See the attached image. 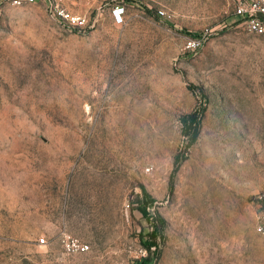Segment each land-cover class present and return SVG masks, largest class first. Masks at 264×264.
Instances as JSON below:
<instances>
[{
    "label": "rangeland",
    "instance_id": "374dc122",
    "mask_svg": "<svg viewBox=\"0 0 264 264\" xmlns=\"http://www.w3.org/2000/svg\"><path fill=\"white\" fill-rule=\"evenodd\" d=\"M250 1L0 0V264H264Z\"/></svg>",
    "mask_w": 264,
    "mask_h": 264
},
{
    "label": "built area",
    "instance_id": "2783aa9c",
    "mask_svg": "<svg viewBox=\"0 0 264 264\" xmlns=\"http://www.w3.org/2000/svg\"><path fill=\"white\" fill-rule=\"evenodd\" d=\"M120 8V6H117V11ZM264 11V7L260 5L256 1H250L248 3H241L238 4L235 7V13L237 15L241 16H248V24L251 29L264 32V21L260 19L256 13ZM61 16L65 17L66 19H69L72 22L75 21H82L79 16L72 15L70 13H67L63 10H60L58 12ZM119 15V12H118ZM189 44H193L191 41ZM257 228L258 230L264 234V211H261L258 215V221H257ZM40 242H45V237L41 236L39 238ZM60 244L63 248L70 250V249H80L84 250L88 247L87 243H84L83 241L79 240L77 237H73L70 234L66 232H62L60 235Z\"/></svg>",
    "mask_w": 264,
    "mask_h": 264
},
{
    "label": "trees",
    "instance_id": "16d2710c",
    "mask_svg": "<svg viewBox=\"0 0 264 264\" xmlns=\"http://www.w3.org/2000/svg\"><path fill=\"white\" fill-rule=\"evenodd\" d=\"M203 107H200L198 110H192L187 113H184L180 116V121H181V130L182 133L187 136V143L186 146L188 147L196 138L199 130V118H200V113L202 111ZM185 157L184 151L182 153H178L175 156V166L172 170L171 174V181H170V188H172V178L174 175V172L180 165L181 161ZM155 226H156V231L160 237H162V228L164 226V218L159 214L155 213ZM141 260L143 262H141ZM141 260L136 261L137 264H142L144 262H147L146 264H152L151 261L147 260L146 256H143ZM149 261V263H148Z\"/></svg>",
    "mask_w": 264,
    "mask_h": 264
}]
</instances>
